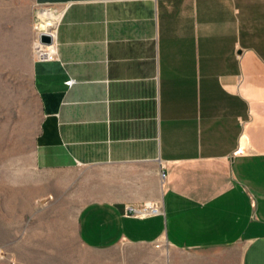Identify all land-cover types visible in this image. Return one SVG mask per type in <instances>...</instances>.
Instances as JSON below:
<instances>
[{"label":"crops","instance_id":"1","mask_svg":"<svg viewBox=\"0 0 264 264\" xmlns=\"http://www.w3.org/2000/svg\"><path fill=\"white\" fill-rule=\"evenodd\" d=\"M22 7L12 54L39 96L33 168L79 207L85 249L136 247V264H264V0ZM42 10L58 17L53 57L35 50ZM147 205L163 211L132 214Z\"/></svg>","mask_w":264,"mask_h":264},{"label":"rangeland","instance_id":"2","mask_svg":"<svg viewBox=\"0 0 264 264\" xmlns=\"http://www.w3.org/2000/svg\"><path fill=\"white\" fill-rule=\"evenodd\" d=\"M24 4L30 0H0V264H136V247L111 253L85 249L76 234L79 207L51 190L54 175L33 168L39 96L29 64L12 54L27 33L20 12ZM45 11L35 22L36 45L48 26L40 18ZM49 16L56 25L57 15Z\"/></svg>","mask_w":264,"mask_h":264},{"label":"built area","instance_id":"3","mask_svg":"<svg viewBox=\"0 0 264 264\" xmlns=\"http://www.w3.org/2000/svg\"><path fill=\"white\" fill-rule=\"evenodd\" d=\"M48 47H51L48 46ZM36 51L38 53V55H40V57L42 58H46V57H53L52 55V51H47L46 46L41 44L40 42H38V45L36 46ZM73 82L71 81L70 84H72ZM165 174L162 173V176H164ZM132 214L135 215H142L147 216V215H151V214H160L163 211V207L160 205H147L141 207V208H131Z\"/></svg>","mask_w":264,"mask_h":264},{"label":"water","instance_id":"4","mask_svg":"<svg viewBox=\"0 0 264 264\" xmlns=\"http://www.w3.org/2000/svg\"><path fill=\"white\" fill-rule=\"evenodd\" d=\"M39 42L43 45H54V35L51 32L45 31L39 34Z\"/></svg>","mask_w":264,"mask_h":264},{"label":"bare ground","instance_id":"5","mask_svg":"<svg viewBox=\"0 0 264 264\" xmlns=\"http://www.w3.org/2000/svg\"><path fill=\"white\" fill-rule=\"evenodd\" d=\"M46 12V11H45ZM54 16V15H53ZM40 18H42V21H45L47 24H48V26H45L46 28H44V29H48V32H53V28L55 27V23L53 24L52 22H53V17L52 16H49V14H45V15H42V17H40ZM56 19V18H55ZM58 19V18H57ZM57 22V21H56ZM41 25V24H40ZM46 25V24H45ZM44 26V25H43ZM42 26V27H43ZM43 29V28H42Z\"/></svg>","mask_w":264,"mask_h":264}]
</instances>
